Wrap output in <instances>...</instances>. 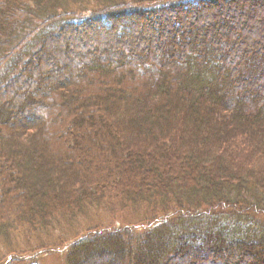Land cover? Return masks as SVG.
<instances>
[{
	"label": "trees",
	"instance_id": "obj_1",
	"mask_svg": "<svg viewBox=\"0 0 264 264\" xmlns=\"http://www.w3.org/2000/svg\"><path fill=\"white\" fill-rule=\"evenodd\" d=\"M14 54L2 234L143 204L67 263L264 264V0H0V73Z\"/></svg>",
	"mask_w": 264,
	"mask_h": 264
},
{
	"label": "rangeland",
	"instance_id": "obj_2",
	"mask_svg": "<svg viewBox=\"0 0 264 264\" xmlns=\"http://www.w3.org/2000/svg\"><path fill=\"white\" fill-rule=\"evenodd\" d=\"M153 37L156 38L155 33L153 34ZM55 50H59V48L56 47ZM14 55L15 56L13 57V59H10L9 60L10 62H8V64L2 69L0 73L1 75L2 74L4 75L7 72L9 66L12 64V60H14L18 56V54L17 55L14 54ZM64 67L65 68L63 70L64 71L63 74L65 75L71 71V67H69L68 65ZM38 118H42V115L39 114ZM243 193L246 196L248 195V191L247 193L245 192ZM258 195H257L258 198L256 199L261 200L262 195H260V193H258ZM251 201L256 202L254 198H251ZM109 205L110 202H105V203H101L100 205H95L93 207H90L85 210L86 214H81L77 216L76 218H74V220H72L71 223L68 221H61V225L59 226V228L57 227V229H54L52 233H50L49 235L41 233L40 230L30 231L26 228L24 229L20 226H16L10 228L11 233L10 234L8 233L6 237L4 234H2L3 232L1 231L5 227L0 226V264H68L67 256L70 249L68 244L71 242L72 244H74L80 239H82L83 233L87 229L97 226L99 224L102 225L115 224V227L118 228L119 224L127 223V220H124V218H128L131 222H134V224H136V221L138 220L143 221L144 220L143 218L147 216L150 213V211H152V209L154 208L152 206H146L143 204L139 209L134 206L130 209V211L126 212L124 217L122 212L119 211L121 207L119 206L110 207ZM115 209L118 210L114 212ZM137 210H139L141 216L137 215L138 214ZM196 213H198L197 210ZM177 218L178 217L174 218L172 216L165 220L167 221L170 220L168 222L170 224L174 219ZM261 221H263L264 223V220ZM200 222L201 221H198V223ZM219 226L220 224H215V226L213 225L215 229H217ZM135 227H137V230H140L137 235L140 236L144 234L146 227H142V228H139V226H135ZM173 229L176 228L174 227ZM135 232L136 230L134 231V233ZM50 244L53 245L56 244L57 246H51ZM42 246H46V247H44L45 249L40 250L42 249L40 248ZM103 261H105V259ZM109 261L110 263H108ZM109 261L107 262L98 261L93 264H119L117 259L114 260L110 259Z\"/></svg>",
	"mask_w": 264,
	"mask_h": 264
}]
</instances>
